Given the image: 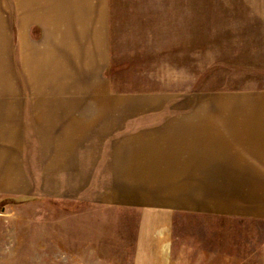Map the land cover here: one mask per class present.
<instances>
[{"label": "crops", "instance_id": "0c3cea01", "mask_svg": "<svg viewBox=\"0 0 264 264\" xmlns=\"http://www.w3.org/2000/svg\"><path fill=\"white\" fill-rule=\"evenodd\" d=\"M14 1L18 53H6L0 83V189L32 191L26 152L36 151L43 193L96 185L139 220L164 221L165 237L185 215L264 221V89L114 94L109 0ZM141 242L137 257L148 260ZM149 243V262L168 264L169 244Z\"/></svg>", "mask_w": 264, "mask_h": 264}, {"label": "rangeland", "instance_id": "374dc122", "mask_svg": "<svg viewBox=\"0 0 264 264\" xmlns=\"http://www.w3.org/2000/svg\"><path fill=\"white\" fill-rule=\"evenodd\" d=\"M109 8L114 94L264 89V0H109ZM15 34V1L0 0V83ZM36 159L26 152L32 191L0 189V264H155L153 237L169 244L168 264H264V221L185 215L165 237L164 221L139 220L96 185L88 194L43 193ZM142 239L148 260L137 257Z\"/></svg>", "mask_w": 264, "mask_h": 264}]
</instances>
